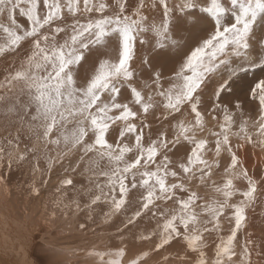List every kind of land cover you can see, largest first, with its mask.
Listing matches in <instances>:
<instances>
[{"label": "snow or ice", "instance_id": "1", "mask_svg": "<svg viewBox=\"0 0 264 264\" xmlns=\"http://www.w3.org/2000/svg\"><path fill=\"white\" fill-rule=\"evenodd\" d=\"M165 55L179 56L168 74L155 66ZM0 62L5 196L14 187L38 197L60 167L45 225L69 209L92 221L106 208L103 224L122 218L116 245L69 255L95 264L264 255V238L249 231L264 167L257 178L239 155L264 153V0H0ZM245 78V98L233 96ZM25 169L33 179L10 187Z\"/></svg>", "mask_w": 264, "mask_h": 264}, {"label": "bare ground", "instance_id": "2", "mask_svg": "<svg viewBox=\"0 0 264 264\" xmlns=\"http://www.w3.org/2000/svg\"><path fill=\"white\" fill-rule=\"evenodd\" d=\"M191 39L193 41L196 39L195 33ZM178 59L179 57L173 56L161 57L157 59L155 66L159 67L163 64L165 72H169L175 66ZM136 64H139V53ZM5 66H7L6 63L0 62V73H2ZM249 82L250 78L235 82L241 85V87H239L240 90L238 91L237 89H233L235 92L237 91L235 94L233 93V96H239L242 99L245 98ZM211 86L212 85H209L205 94L206 99V95H210L212 92L213 88L211 89ZM244 86H246L245 89L243 88ZM235 87H237L236 84ZM228 96L229 95L225 94L222 100L228 101L233 99V96ZM239 155L245 161L250 172L254 169L255 176L259 178L262 174L261 169L264 167V153H261L259 149L254 150L251 146H247L245 149L241 150ZM61 175H63L62 169L57 167L53 171L51 177L53 179L49 181L47 187L42 188L40 195L38 197H27V199L25 198L27 196L26 190L17 193V190L12 187L10 195L5 196L3 186H0V264H95L93 259L85 257L84 251H76L73 255H69L68 251L87 250L93 246L98 249H103L108 242H111L113 246L116 245L115 230L117 226L120 225L122 218L119 216L115 217L114 221L117 219L118 221L109 229L108 225L112 223L103 224L101 222V215L104 211L103 207L97 209L92 221L86 219V213L81 212L75 214L72 209H69L67 217L58 211L56 218L51 221L50 227L41 222L51 211V204L48 205L47 209L45 208V202L50 200L47 194L50 189L57 186L55 183L57 179L59 180L62 177ZM15 176L16 172H13L8 182L10 187L12 186L10 184L14 182ZM26 177L33 179V177L27 173V170L25 178ZM38 179L39 177L37 176V180ZM28 181L30 180H23L22 183L26 184ZM76 182L83 183V180L77 176ZM136 196L137 193L133 191L130 198H135ZM249 216V231L254 234L253 239L264 238V195L257 201L254 211H251ZM76 221L83 222L87 225V227L83 229L84 231H80L79 226L76 225ZM143 223L144 221H141V225H143ZM42 229H46L47 232L52 233H50L49 236L48 233H45L39 239V237H37L38 234L45 232V230ZM133 231H135V229ZM110 234L113 235L110 236ZM44 247H49L54 249V251H48L46 254H43V252L40 251ZM135 247L148 248L150 245L136 244ZM177 247L178 246L174 244L171 248L167 249V251L173 252ZM261 251L264 252V245L261 246ZM164 254V252L154 254L148 264H156V262L161 261V257ZM253 260L255 264H264V255L259 257L253 256ZM168 264H176V262L170 259Z\"/></svg>", "mask_w": 264, "mask_h": 264}, {"label": "rangeland", "instance_id": "3", "mask_svg": "<svg viewBox=\"0 0 264 264\" xmlns=\"http://www.w3.org/2000/svg\"><path fill=\"white\" fill-rule=\"evenodd\" d=\"M261 35V33H257V36L259 37ZM165 56H168V55H165ZM165 56H163V57H165ZM175 57H179V56H175ZM161 58V57H160ZM175 59H177V58H175ZM84 70H85V68L84 67H82L81 68V72L83 73L84 72ZM146 75H147V73H145ZM165 74H168V72H165ZM247 81V80H246ZM235 84H236V86L237 87H235ZM233 86H232V88L234 89V90H236L237 89V91L238 90H240V88L239 87H241V85H239L238 83H235ZM210 85H212L211 86V89L214 87V85H215V82H213V84H210ZM246 85V84H245ZM235 87V88H234ZM244 89L246 88V86H244L243 87ZM233 90V93L235 94L236 92ZM238 94V93H237ZM240 94V93H239ZM208 96V94L206 95V97ZM222 97H224V95L222 96ZM228 97H231V96H228ZM249 109V107H250V105H249V107H248V104L246 103L245 104V110H247V108ZM253 116H255V112H253ZM42 167H43V165H41ZM53 174V173H52ZM52 174H51V177H52ZM25 175H26V169L24 170V171H22V172H16V176H15V179H14V182H13V184H10V185H15V184H21L22 183V181L23 180H31V178L30 177H26L25 178ZM19 176V177H18ZM62 176V175H61ZM53 178H50V180H52ZM38 181H39V179H38ZM58 179H57V182L55 183V185L56 184H58ZM54 185V186H55ZM0 186H3V185H0ZM53 186V187H54ZM17 193H19V191H17ZM54 195V188H52V189H50L49 190V192H48V194H47V196L51 199L52 198V196ZM104 210H106L105 208H104ZM118 221V219L116 220V221H114L111 225H108V228L110 229L111 228V226L113 225V224H115L116 222ZM41 222H43V221H41ZM83 223V222H82ZM79 224H81V222H79V221H76V225H78L79 226ZM44 227H46V226H44ZM49 227V226H48ZM80 228V227H79ZM78 228V229H79ZM40 230V229H39ZM42 230H45V232H41V233H39L38 234V236L37 237H39V239H40V237L43 235V234H45V233H48V236H49V234L50 233H52V232H47V230L46 229H42ZM81 230H83V229H81L80 228V231ZM84 231V230H83ZM37 233H38V231H37ZM113 234H110V236H112ZM48 241V240H47ZM48 251H54V249H51V248H49V247H44L40 252H43V254H46ZM173 251H175V250H173ZM42 254V253H41ZM42 254V255H43ZM48 258V257H47Z\"/></svg>", "mask_w": 264, "mask_h": 264}]
</instances>
